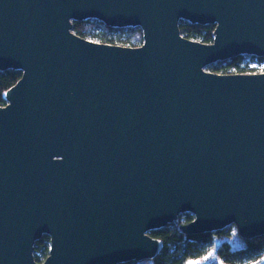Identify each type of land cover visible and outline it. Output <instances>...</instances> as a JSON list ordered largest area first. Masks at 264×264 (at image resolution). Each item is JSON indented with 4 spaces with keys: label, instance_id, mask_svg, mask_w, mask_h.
Here are the masks:
<instances>
[{
    "label": "water",
    "instance_id": "95a60500",
    "mask_svg": "<svg viewBox=\"0 0 264 264\" xmlns=\"http://www.w3.org/2000/svg\"><path fill=\"white\" fill-rule=\"evenodd\" d=\"M88 19L142 43L75 34ZM240 55L264 59V0H0V72H21L0 106V264L153 259L171 224L264 235V71L205 70Z\"/></svg>",
    "mask_w": 264,
    "mask_h": 264
},
{
    "label": "trees",
    "instance_id": "16d2710c",
    "mask_svg": "<svg viewBox=\"0 0 264 264\" xmlns=\"http://www.w3.org/2000/svg\"><path fill=\"white\" fill-rule=\"evenodd\" d=\"M178 27L181 35L187 39L197 40L202 43H210L213 40L215 28L213 24L199 25L180 21ZM97 29H100L103 33L99 39L103 43L131 47L139 46L142 43V33L139 28H110L103 25L100 21L89 19L72 23L73 32L86 39L89 35L97 36L98 34H94L91 31ZM244 57L243 55L236 56L208 67L210 71L224 74L257 72L258 70L242 64ZM251 59L263 60L261 57H251ZM20 76L21 72L19 70L9 69L0 72V106L6 104L4 94L17 82ZM192 218L189 213H181L178 216V224L188 223ZM228 234L227 229L223 228L215 232L189 235L181 233L177 225L171 224L149 232L150 236L161 240L163 243L161 250L153 259L128 261L118 264H186L189 260L202 259L208 255L212 248L215 251V259L211 264H218V261L224 264H257L264 257V235L243 239L244 245L238 248H233L231 242L227 240L214 244V237ZM48 250L49 237L42 235L34 244L33 257L35 261L42 262L47 256Z\"/></svg>",
    "mask_w": 264,
    "mask_h": 264
},
{
    "label": "rangeland",
    "instance_id": "374dc122",
    "mask_svg": "<svg viewBox=\"0 0 264 264\" xmlns=\"http://www.w3.org/2000/svg\"><path fill=\"white\" fill-rule=\"evenodd\" d=\"M91 31H92V33L98 34V35L97 36L89 35L87 37V39L92 40V41H96V42H100L99 39H100V36L103 34L102 31L100 29L91 30ZM106 36H108V35H106ZM242 64H246L247 67L258 70L257 72L264 71V59L262 61H258L256 59H251L250 56H245ZM209 69L210 68L208 66L205 67L206 71H210ZM210 72H213V71H210ZM225 229H227L229 234L228 235H222L220 237H214L213 238L214 244H218L222 240H227V241L231 242L233 248H238V247L244 245V241L237 234V230H236L235 226L229 225V226L225 227ZM214 259H215V251H214V248H212L211 251L208 253V255L204 256L202 259H200V260H197V259L189 260L186 264H211L214 261ZM147 264H149V263H147ZM218 264H224V263H221L220 261H218ZM257 264H264V257Z\"/></svg>",
    "mask_w": 264,
    "mask_h": 264
},
{
    "label": "built area",
    "instance_id": "2783aa9c",
    "mask_svg": "<svg viewBox=\"0 0 264 264\" xmlns=\"http://www.w3.org/2000/svg\"><path fill=\"white\" fill-rule=\"evenodd\" d=\"M117 45H120V44H117ZM263 72V71H262ZM252 73H256V72H252Z\"/></svg>",
    "mask_w": 264,
    "mask_h": 264
}]
</instances>
